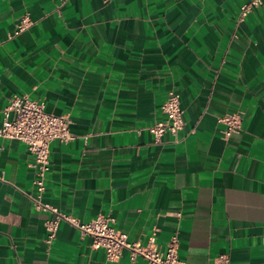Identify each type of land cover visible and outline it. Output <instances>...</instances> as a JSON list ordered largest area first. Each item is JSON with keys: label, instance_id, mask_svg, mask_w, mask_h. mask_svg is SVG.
Here are the masks:
<instances>
[{"label": "crops", "instance_id": "crops-1", "mask_svg": "<svg viewBox=\"0 0 264 264\" xmlns=\"http://www.w3.org/2000/svg\"><path fill=\"white\" fill-rule=\"evenodd\" d=\"M248 1L0 0V124L23 94L72 121L42 201L161 249L176 235L189 264H264V4L242 16ZM172 90L184 126L156 142ZM233 112L242 130L226 137ZM33 162L0 138V264H147L108 260L67 222L46 243Z\"/></svg>", "mask_w": 264, "mask_h": 264}, {"label": "built area", "instance_id": "built-area-1", "mask_svg": "<svg viewBox=\"0 0 264 264\" xmlns=\"http://www.w3.org/2000/svg\"><path fill=\"white\" fill-rule=\"evenodd\" d=\"M262 4H264V0H249L242 6V16L246 15L253 7ZM31 24L30 17L27 14L22 15L15 24L14 34L23 32ZM162 110L166 114V118L157 121L149 128L156 142H160L167 132L177 136L184 126L183 109L178 92L172 90L169 93ZM219 121L225 125V136L229 137L242 130L243 114L241 112L227 113L220 116ZM71 123V118L68 115L48 112L42 101L30 99L24 94L11 97L3 110L0 138L20 140L33 154L32 166L35 170L33 184L37 192L36 195L29 197L36 209L52 213L44 223L45 242L51 244L57 237L60 224L67 222L78 228L83 236H89L92 239V248L103 249L108 260L120 259L124 251L127 250L132 260L142 256L146 259L147 264H189L178 256L179 240L176 235L170 239L164 249H161L155 236L150 237L146 244L131 241L128 234L115 228V219L111 216L99 215L89 222H82L79 218L42 201L45 175L51 166L50 143L56 139L61 141L72 139Z\"/></svg>", "mask_w": 264, "mask_h": 264}]
</instances>
